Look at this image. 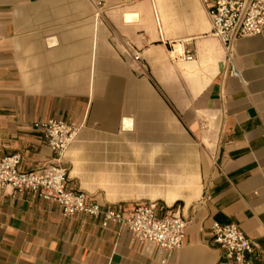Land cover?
<instances>
[{
	"label": "crops",
	"instance_id": "crops-1",
	"mask_svg": "<svg viewBox=\"0 0 264 264\" xmlns=\"http://www.w3.org/2000/svg\"><path fill=\"white\" fill-rule=\"evenodd\" d=\"M210 5L0 0V158L55 162L33 124L65 121L79 127L60 159L70 188L126 215L153 202L189 221L169 251L7 187L0 264H233L215 222L238 224L264 264V34L236 42L232 76Z\"/></svg>",
	"mask_w": 264,
	"mask_h": 264
},
{
	"label": "built area",
	"instance_id": "built-area-1",
	"mask_svg": "<svg viewBox=\"0 0 264 264\" xmlns=\"http://www.w3.org/2000/svg\"><path fill=\"white\" fill-rule=\"evenodd\" d=\"M125 1L132 4L141 0ZM209 15L213 34L229 52L230 73L240 78L242 72L236 66L231 52L238 40L264 34V0H211ZM135 58L139 59L138 55ZM33 127L42 133L58 158L55 162L33 170L21 168V154L0 158V191L10 187L14 191L32 193L56 202L65 216L84 213L95 218L101 217L104 228H109L111 224L120 228L127 227L139 242L154 244L164 250L183 246L189 221L180 214L161 217L156 212L155 203L141 202L131 214L126 215L114 207L105 209L97 203L89 202L86 192L69 187V172L60 159L76 140L78 126L49 119L36 121ZM212 232L213 242L230 262L254 264L252 255L259 245L238 224L215 222Z\"/></svg>",
	"mask_w": 264,
	"mask_h": 264
}]
</instances>
